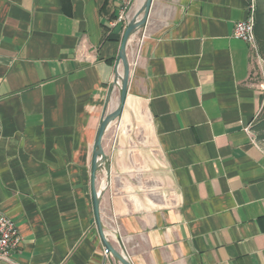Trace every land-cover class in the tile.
<instances>
[{
    "label": "crops",
    "instance_id": "obj_1",
    "mask_svg": "<svg viewBox=\"0 0 264 264\" xmlns=\"http://www.w3.org/2000/svg\"><path fill=\"white\" fill-rule=\"evenodd\" d=\"M248 2L153 0L129 41L95 185L132 264H264V60L233 36ZM124 4L0 0V211L22 238L2 264H122L92 174L119 102Z\"/></svg>",
    "mask_w": 264,
    "mask_h": 264
},
{
    "label": "water",
    "instance_id": "obj_2",
    "mask_svg": "<svg viewBox=\"0 0 264 264\" xmlns=\"http://www.w3.org/2000/svg\"><path fill=\"white\" fill-rule=\"evenodd\" d=\"M152 1L153 0H145L140 10L133 16V18L127 23L125 27L122 42L120 45V51H119V60L121 61L122 67H123V75L121 79V90H120L119 102H118L117 107L111 112H109V114H107L105 118L102 120L100 127H99L97 140L95 143L92 177H93V184H94L93 199H94V212H95L96 222H97L104 246L106 248V251L112 254V256H114V258L119 260L122 264H132V263L124 254L116 250L112 246V244L108 241V238L106 236V231H105L106 229L100 217V198L101 197L95 185L96 175H97L96 173L105 157L103 145H102L103 136L108 126L110 125V123L121 115L125 101H126V97H127L128 85H129V79H130V73H131V68H130L128 54H127L128 44H129V41L132 35L139 28L143 27L146 24L148 20L150 8L152 5Z\"/></svg>",
    "mask_w": 264,
    "mask_h": 264
},
{
    "label": "built area",
    "instance_id": "obj_3",
    "mask_svg": "<svg viewBox=\"0 0 264 264\" xmlns=\"http://www.w3.org/2000/svg\"><path fill=\"white\" fill-rule=\"evenodd\" d=\"M131 1L132 0H125V4L121 12L117 16L114 24L120 23L126 25L133 18V15L129 10ZM255 10L256 0H249L247 16L245 19L240 20L236 23L233 36L236 39L247 42L252 46V48L258 51L254 30ZM136 60L137 56L135 57L134 64L136 63ZM122 75L123 69L121 68V62L119 61L116 66V78L114 82L115 86H121ZM21 239L22 238L16 221L0 211V264L11 262L13 253L21 244Z\"/></svg>",
    "mask_w": 264,
    "mask_h": 264
},
{
    "label": "trees",
    "instance_id": "obj_4",
    "mask_svg": "<svg viewBox=\"0 0 264 264\" xmlns=\"http://www.w3.org/2000/svg\"><path fill=\"white\" fill-rule=\"evenodd\" d=\"M254 30L258 52L264 60V0H256ZM252 128L256 132L258 140L264 142V106L258 114Z\"/></svg>",
    "mask_w": 264,
    "mask_h": 264
},
{
    "label": "rangeland",
    "instance_id": "obj_5",
    "mask_svg": "<svg viewBox=\"0 0 264 264\" xmlns=\"http://www.w3.org/2000/svg\"><path fill=\"white\" fill-rule=\"evenodd\" d=\"M256 82H264V69L259 70V73L256 75Z\"/></svg>",
    "mask_w": 264,
    "mask_h": 264
},
{
    "label": "bare ground",
    "instance_id": "obj_6",
    "mask_svg": "<svg viewBox=\"0 0 264 264\" xmlns=\"http://www.w3.org/2000/svg\"><path fill=\"white\" fill-rule=\"evenodd\" d=\"M121 62V61H120ZM121 68L123 69V67H122V63H121Z\"/></svg>",
    "mask_w": 264,
    "mask_h": 264
}]
</instances>
